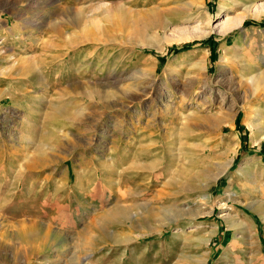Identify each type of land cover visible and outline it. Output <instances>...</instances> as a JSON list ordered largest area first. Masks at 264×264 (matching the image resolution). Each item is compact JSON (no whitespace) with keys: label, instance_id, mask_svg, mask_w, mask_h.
Returning a JSON list of instances; mask_svg holds the SVG:
<instances>
[{"label":"rangeland","instance_id":"1","mask_svg":"<svg viewBox=\"0 0 264 264\" xmlns=\"http://www.w3.org/2000/svg\"><path fill=\"white\" fill-rule=\"evenodd\" d=\"M250 1L0 0V264H264Z\"/></svg>","mask_w":264,"mask_h":264},{"label":"bare ground","instance_id":"2","mask_svg":"<svg viewBox=\"0 0 264 264\" xmlns=\"http://www.w3.org/2000/svg\"><path fill=\"white\" fill-rule=\"evenodd\" d=\"M230 1V0H229ZM30 2V1H29ZM28 3V2H27ZM251 1L249 0V5H251ZM245 6L244 8H243V11L244 12H246V14L247 15H249V9L251 8V6ZM13 6V5H12ZM14 6H15V4H14ZM227 7H228V3L226 2V1H222L221 2V4H220V10L221 11H224L225 9H227ZM112 8H113V6H112ZM13 9V8H12ZM122 9V8H121ZM110 10H112V9H110ZM123 10V9H122ZM79 12V11H78ZM122 12H124V10L122 11ZM153 13L151 14V15H148V19H146V20H148L147 21V25L149 24V25H154V26H157L158 28L160 27L161 29H163V31H164V29H166L167 28V25H168V23H169V21H168V19H166V17L164 16V14H162L160 11H152ZM262 12H264V10H262ZM120 13V12H119ZM125 13V12H124ZM124 13H122V14H124ZM259 10H257V14H254L255 15V17H259ZM78 14V13H77ZM147 15V14H146ZM245 17V15L244 16H239V17H235V18H230L229 16H226V18L224 19V20H222L221 22H220V24L218 25L219 27H220V33H223V34H226V33H228L229 31H231V29L232 28H238V27H240L241 26V21L243 20V18ZM188 18H190V16H188V17H186V19H188ZM79 20V19H78ZM190 20V19H189ZM145 24V25H146ZM10 28V26H8L7 27V29H9ZM12 28V27H11ZM205 34L204 33H202V34H200V35H192L191 37H195V38H199L200 36H204ZM138 38V37H137ZM149 39V38H148ZM238 40H240V39H238ZM149 41H151V40H149ZM151 42H155L154 40H152ZM235 47H237V48H242V46L240 45V42L238 41V43L235 45ZM158 49V48H157ZM158 50H161V52H162V49H158ZM226 50V51H225ZM224 50V54L221 56V60L222 61H225L226 62V60H228V59H230L229 57H230V54H229V50H228V48H226ZM225 55V56H224ZM237 55V54H236ZM231 60V59H230ZM240 60V59H239ZM200 62H202V60H199ZM200 62H199V64H200ZM242 62V61H241ZM192 62L190 61V64H191ZM198 63H194L193 64V66H198L199 65ZM243 64V63H242ZM28 72H30V70H28ZM263 73V72H262ZM262 73H259V74H255V75H250V76H247V74H246V76L244 75V77H243V79H242V81H243V83H245V84H247L248 85V87H250L251 88V91H252V95L257 91V90H259V89H262V87L264 88V74H262ZM243 83H242V85H243ZM244 87V86H243ZM249 88V89H250ZM137 93V92H136ZM89 99L91 100V101H93V102H97V101H101L102 100V95H100L99 93H97V94H91L90 96H89ZM131 99H133V100H135V99H137V98H135V97H129V100H131ZM90 101V102H91ZM246 101V99H244V102ZM102 102V101H101ZM240 107H242L243 108V105L242 106H240ZM53 109V108H52ZM261 112V109H260V107H256L255 108V112H254V118H252V120H250V122L248 123L249 124V128L250 127H252V128H256L257 130H255V132H252V141L253 142H255V141H259V140H261V139H264V132H262L260 129H258L257 127H259V126H257V124H256V119H258V115H259V113ZM58 113V112H57ZM55 115H56V113H55ZM66 115V114H65ZM192 115V114H191ZM236 116V115H235ZM61 117H62V115H61ZM63 117H66V116H64L63 115ZM189 117V114H187L186 116L183 114V115H180L179 116V121H180V125H181V128H179V131L181 130V131H187V127H186V120H187V118ZM66 118H69L68 116L66 117ZM256 121V122H255ZM259 125V124H258ZM248 126V125H247ZM251 128V129H252ZM251 129H250V131H251ZM64 138V137H63ZM169 151V150H168ZM171 151H169V153H170ZM168 153V154H169ZM171 156V155H170ZM169 158H171V157H169ZM175 158V157H174ZM154 159H155V161H150V162H145V163H143L142 165L143 166H141V168L142 167H144V168H146V169H149V171L150 170H152L155 166H156V163L155 162H160L161 161V159H159V158H155L154 157ZM231 162L232 161H230V162H228L227 163V166L226 167H228L230 164H231ZM166 163V166L164 167V168H166L165 169V172H166V174L167 175H169V172H170V170L172 169L171 168V162H169L168 160H167V162H165ZM173 163V162H172ZM160 164V163H159ZM176 164V163H175ZM173 167V166H172ZM144 168H142V169H144ZM183 168V167H182ZM246 170V167H244L243 168V170ZM173 170V169H172ZM244 170V171H245ZM148 171V170H147ZM180 173H176V175L173 177V178H171V180H173V181H178L179 180V178H180ZM195 177V176H194ZM184 178V177H183ZM190 178V177H189ZM192 178V177H191ZM208 179V178H207ZM197 180H198V178H197ZM179 182V181H178ZM177 182V183H178ZM185 186V185H184ZM187 187H188V185H187ZM115 212V211H114ZM119 212H120V210H119ZM124 214H125V212H123ZM117 214V213H116ZM230 224H232V221L230 222ZM234 224H236V223H234ZM233 226V225H232ZM207 241V240H206ZM124 242V241H123Z\"/></svg>","mask_w":264,"mask_h":264}]
</instances>
